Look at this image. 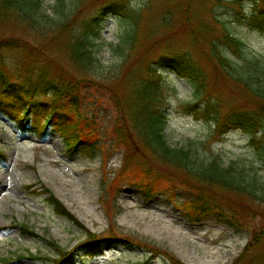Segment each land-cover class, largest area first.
Returning a JSON list of instances; mask_svg holds the SVG:
<instances>
[{
    "label": "rangeland",
    "instance_id": "374dc122",
    "mask_svg": "<svg viewBox=\"0 0 264 264\" xmlns=\"http://www.w3.org/2000/svg\"><path fill=\"white\" fill-rule=\"evenodd\" d=\"M104 1L83 0L80 8L87 12L101 6ZM125 1L140 16L136 19L117 14L107 17L102 37L97 40L95 48L96 55L105 66L96 68L93 71L95 76L75 69L59 45L43 47L39 55L42 58L40 65L55 57L66 70L64 74L75 77L80 83L77 96L79 111L82 118H88L85 122L94 131V136L100 139L102 155L89 156L83 152L72 155L57 132L48 130L45 135L23 132L8 117L0 114V151L5 156L0 161V264H54L52 261L57 258V251L49 240L66 250H73L86 240L89 232L104 236L111 231L110 234L131 238L137 244L115 245L95 257L80 251L87 264H143L147 261L148 264H172L169 256L183 264H232L250 240L249 231L239 230L213 215H202L188 207L186 203L191 194L185 187L172 190L177 187L176 183L148 180L137 172L136 169L142 171L151 166L154 170H167L179 180L184 175L175 167L154 159L141 141H137L140 143L139 154L143 157L141 160L148 163L133 164L129 169L131 174L116 179L125 149L114 145L112 128L116 108L105 86L108 85L107 79L115 74L117 77L127 71L133 74L132 69L142 72L160 54L180 50L191 53L207 71L209 92L196 100L190 82L171 70L166 71V134L169 144L191 148L195 157L206 161L215 156L223 166L235 161L237 169H244L247 175L258 178V193L264 194V163L260 162L249 135L240 129H232L221 136L212 134L214 124L210 120L199 119L188 111L190 103L195 102L202 109L205 97L210 94L218 96L224 113L254 105L248 100L245 86L228 79L210 61L208 54V42L214 38L226 55L240 60L234 50L223 43L221 37L225 23L235 36L244 41L248 57L264 61V33L235 17H243L242 12L250 13L252 0H244V7L233 8L226 3L228 1L218 3L216 0H201L202 6L198 0ZM77 4L76 0H41V11L62 22L65 19L63 13H68ZM213 9L217 14L212 13ZM47 29L37 34L47 39L50 37L46 35ZM192 30L200 39L194 38ZM134 33L135 41L126 42L125 35ZM8 36L24 39L23 34L0 25V38ZM25 41L32 43L34 35H25ZM17 61L22 62V58ZM2 68L5 69L0 58V70ZM58 76L54 72L49 77L53 85L43 88L46 96L36 94L37 99L46 101L48 107H51L54 95L50 89L64 87L57 81ZM73 102L76 100L67 99L66 95L61 100L64 107L70 106L67 107L69 112L76 113L75 104L71 106ZM106 179L112 183L110 188H105ZM141 183L157 189L150 199L140 187ZM42 185L61 199L84 228L57 215L45 201V194L37 196L34 193L33 187ZM237 199L244 202L245 196ZM255 223L257 226L261 223L259 216ZM18 224L28 225L40 236L21 235ZM157 252L161 254L155 255Z\"/></svg>",
    "mask_w": 264,
    "mask_h": 264
},
{
    "label": "trees",
    "instance_id": "16d2710c",
    "mask_svg": "<svg viewBox=\"0 0 264 264\" xmlns=\"http://www.w3.org/2000/svg\"><path fill=\"white\" fill-rule=\"evenodd\" d=\"M216 1L218 3L228 1L226 3L232 8L244 7V0ZM62 2L61 8L64 7ZM76 2L78 4L68 13H63L65 19L59 22L41 11V0H0V25L3 28L9 27L14 33L24 35V39L12 36L0 38V58L5 67L0 70V114L8 117L23 132L30 131L37 135H45L51 130L59 133L72 155L83 152L89 156H96L102 155V144L100 139L94 136L90 125L86 124L85 120L88 118H82L79 111L77 96L80 83L75 77H67L64 74L66 70L58 64L55 57L46 61L44 66L40 65L42 58L39 55L43 47L59 45L61 52L75 69L88 76H95L93 71L105 66L96 55L95 48L97 40L101 38L103 23L107 17L117 14L136 19L140 13L130 9L125 0H105L101 6L87 12L80 8L83 0ZM198 2L202 6L201 0ZM251 5L253 9L250 13L242 12L243 17H235L238 21H243L264 33V0H252ZM212 13L217 14L216 9H213ZM196 17L194 16L195 19ZM199 20L202 18L199 17ZM223 26L224 32L220 37L224 44L234 50L240 60H233L226 55L214 38L208 42L209 59L228 79L245 86L248 100L254 105L237 107L224 113L218 96L210 94L205 97V106L202 109L198 108L195 102L190 103L188 111L199 119L210 120L214 124L212 134L221 136L232 129L243 130L249 135L250 143L256 149L260 162L264 163V61L248 57L247 52L244 51V41L235 36L225 23ZM45 28H48L46 35L50 36L47 39L37 34ZM30 33L35 37L32 43L25 41V35ZM192 34H195V39L196 37L200 39L194 30ZM132 39L135 41V33L125 35L126 42H132ZM20 58L22 62L17 61ZM55 65L60 67L56 68ZM167 70L175 72L193 85L194 99L198 100L204 93L209 92L206 85L209 80L207 71L186 50L160 54L157 60L149 62L142 72L132 69L133 74H128L127 71L119 77L115 74L107 79L108 85L105 88L116 108V119L112 128L114 145L125 149L122 167L116 179L131 174L132 170L129 169L133 164L148 163L145 159L141 160L143 157L139 154L140 143L137 141H141L150 150L154 159L175 167L183 172L185 177L181 176L179 180L174 174L168 173L169 171L156 168L154 170L151 166L147 169L143 168V172L138 169L136 171L148 180L176 183L177 187L172 190L185 187L191 194L186 204L195 212L213 215L239 230L249 231L251 237L247 246L232 264H264L262 261L264 194L258 193L259 180L255 175H247L244 169H237L235 161L229 166H223L215 156L206 161L195 157L191 148L172 147L169 144L166 134L168 103L165 93V73ZM54 72L59 75L57 81L63 83L64 87L58 89L54 86L50 89L54 95L52 105L48 107L47 102L38 100L36 94L46 96L43 88L47 89L53 85L49 77ZM95 83L99 84V82ZM64 95L67 99L76 100L71 104V106L75 104L76 113L69 112L67 107L70 106L62 105L61 100ZM3 156L0 152V157ZM111 186L112 183L106 179L105 188ZM140 187L148 199L157 190L143 183ZM35 193L45 194V201L57 215L66 217L75 225L84 228L79 219L49 188L42 185ZM241 195L245 196L244 202L237 199ZM257 216L261 218L259 226L255 223ZM18 226L21 235L39 237L38 233L28 225L18 224ZM110 233L111 231L101 236L89 232L86 240L73 250H66L59 244L48 241L57 251L58 256L52 262L87 264L81 258L80 251L94 257L102 255L106 249L115 245L137 244L131 238ZM157 254L161 253L157 252L155 255ZM168 260L172 264H183L172 256H169ZM148 263L147 261L143 264Z\"/></svg>",
    "mask_w": 264,
    "mask_h": 264
}]
</instances>
